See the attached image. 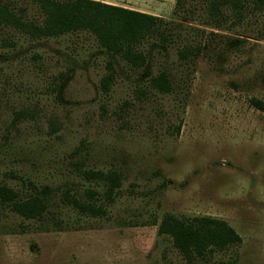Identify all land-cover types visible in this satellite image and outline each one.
Listing matches in <instances>:
<instances>
[{
    "label": "rangeland",
    "instance_id": "rangeland-1",
    "mask_svg": "<svg viewBox=\"0 0 264 264\" xmlns=\"http://www.w3.org/2000/svg\"><path fill=\"white\" fill-rule=\"evenodd\" d=\"M4 1L42 23L29 0ZM94 1L159 17L166 36L143 41L141 67L116 60L103 91L108 57L90 33L0 28V186L47 203L41 220L0 205V264H188L158 234L167 215L220 219L240 237L193 264H264V110L251 104L264 102V12L216 27L201 1ZM160 72L169 93L149 86ZM89 170L120 183L98 216L64 200L103 195Z\"/></svg>",
    "mask_w": 264,
    "mask_h": 264
},
{
    "label": "trees",
    "instance_id": "trees-1",
    "mask_svg": "<svg viewBox=\"0 0 264 264\" xmlns=\"http://www.w3.org/2000/svg\"><path fill=\"white\" fill-rule=\"evenodd\" d=\"M43 14L41 24L28 21L16 9L0 0V28L10 27L19 30L32 39L57 37L66 33L86 31L96 39L99 47L107 55L108 73L100 81L103 91L114 82L116 60L132 67H141L147 61L140 46L151 36L164 39L167 25L161 18L146 13L102 3L94 0H29ZM204 2L209 20L214 26L224 27L240 24L253 12H264V0H176L177 9L184 10L189 2ZM232 17L229 25L227 16ZM199 48H186L181 57L197 53ZM150 88L161 93L172 91L171 81L165 72L149 77ZM251 104L264 110V102L255 99ZM86 178L106 181L107 190L100 195L95 190L86 192L87 200H79L68 193L64 200L80 213L98 216L105 212L98 200L110 201L119 186L118 175H104L98 171H87ZM96 201V202H95ZM0 205L7 206L12 212L26 219L41 220L47 210L45 198L38 195L20 198L18 194L0 186ZM158 234L171 238L173 247L188 264L195 259H205L223 252L240 243V237L226 222L211 217L165 216L158 227Z\"/></svg>",
    "mask_w": 264,
    "mask_h": 264
}]
</instances>
